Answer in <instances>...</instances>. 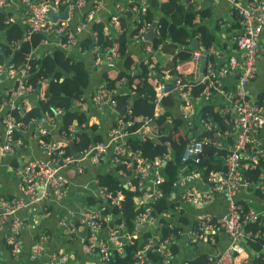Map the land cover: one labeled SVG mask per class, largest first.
Returning <instances> with one entry per match:
<instances>
[{
    "label": "built area",
    "instance_id": "2783aa9c",
    "mask_svg": "<svg viewBox=\"0 0 264 264\" xmlns=\"http://www.w3.org/2000/svg\"><path fill=\"white\" fill-rule=\"evenodd\" d=\"M212 1L217 3L222 0ZM226 1L238 14L239 30L229 38L238 54H233L232 51L224 53L211 45L204 49L199 46L200 41L196 40L200 35L196 34L191 39L196 38L198 47H192L189 57L182 61L190 65L189 72L193 77L185 79L182 77L184 74L171 75L168 70H156L157 53H161V43L156 46L151 43L147 48L150 54L147 77L158 79L152 85L154 91L152 115L139 116L130 110V100L136 93L128 95L127 105L122 110L123 113H119L114 98L118 90L99 82L91 98L92 111L99 115L104 106H108L114 114L113 122L106 128L103 140L89 143L76 154L67 153L64 145H56L47 137L52 125L55 126L56 116L59 117L63 112L61 108H53L54 115L49 117L47 122L50 128L42 123V120L35 122L38 144L47 153V158L33 159L14 168L13 174L18 178L20 194L5 197L0 193V232L12 257L17 258L23 249L22 231L34 228L32 223L21 219L17 212L31 207L35 209L42 199L48 197L62 202L60 205L65 206L66 202H69L67 179L61 174L60 169L70 166L75 173L82 174L85 160L96 165L99 172L113 170L115 177L126 189L146 190L145 199L129 228L121 218L123 213L121 191L111 190L107 185L101 184L96 176L91 180L94 191L88 195V205L68 207L65 214L59 216L58 224L68 236L77 233L78 225L88 232L84 239L85 252L97 254L99 264H109V259L114 254L122 256L125 245L139 235L143 226L161 229L168 222L173 226V220L177 219L178 214L182 215L192 207L212 203L216 198L225 201L224 215L214 221L213 215L201 214L186 232L192 244L204 241L214 243L218 232L228 236V245L216 253H209L207 264H236L237 260L239 264H251L259 253H250L248 242L256 238L263 240L261 252L264 257V230L257 228L252 231L247 228L249 223L264 226V180L253 184L243 177V171L255 170L264 156V96H252L248 88L249 82L257 75L259 62L264 57V43L261 40L264 29V0ZM11 2L12 0H0V11ZM22 3L26 5L29 17L25 38L30 40L34 34H42L46 39L42 38V41L48 43V36L53 35L54 46L64 52L79 49L80 32L86 29L88 24L91 26L96 21L97 11L102 7L101 0H94L75 22L72 19L74 8L85 7L88 0H22ZM127 5V10L132 12L136 24L139 25L135 38L141 40L153 23L142 19L149 0H129ZM66 6H68L66 18L54 21L48 17L51 9L61 12ZM116 6L119 11H123L122 3H117ZM119 16L120 13H116L111 17L112 28L116 31H119ZM10 21L11 17L6 20ZM158 27L156 25V37L160 38ZM89 34L93 43L91 50L96 55L94 65L101 66L104 62L111 64L119 58V54L111 47L106 46V51L101 50L95 30H90ZM110 34L111 32H106L108 38H111ZM162 39L165 43L169 42L166 37ZM14 44L18 46L19 42ZM204 55L207 56L206 67L202 78L197 81L199 65ZM32 58L31 55H27L23 63L0 64V82L2 78H13L14 82L11 87L0 92V169L6 157L14 154L22 146V141L15 134L26 129L28 123L34 122L31 120L25 123L13 113L16 107L14 101H22L35 91L34 86L28 82L31 66L28 61ZM144 62H147V59ZM168 78L173 81V87L169 91L164 90V83L169 81ZM226 78H230L233 83V90L230 92L225 88ZM126 80L125 77L120 78L116 86L126 85ZM193 81L201 83L203 87L197 96L191 91ZM172 94L179 101V115L189 139L182 150L181 165L172 184V191L166 197L173 206L155 214L151 204L161 196L159 185L166 179L163 167L170 155L163 153L152 159H144L139 151L132 149L128 140L146 139L147 132H150L149 123L164 112L166 106L164 99ZM214 96H217L216 99ZM219 98L225 100L224 105L218 101ZM206 103H212L215 109L228 114L232 127L224 136L231 135L229 144L223 140L199 138L198 133L193 131L198 127L203 130L217 129L215 122L200 116V108ZM88 124H95L93 117L88 120ZM67 131L72 134V126ZM171 132L174 135L179 134L177 129ZM209 143L214 146V154L221 159L223 169L210 171L204 179L200 170L190 164L198 160L204 145ZM195 179L199 180L202 187L192 184V180ZM249 187L252 189L251 192L247 191ZM253 190L260 193V199H251L246 212L241 213L242 193L251 194ZM90 198L93 201H90ZM171 223H168V226ZM181 231L179 235L185 234ZM175 239L173 235L166 237H162L160 233L150 235L137 250L135 264H146L148 253L157 254L161 264H168L172 258L170 246ZM44 240L45 236H40L31 244L29 260H33L35 264H55L68 257L65 254L52 253L49 260H44Z\"/></svg>",
    "mask_w": 264,
    "mask_h": 264
},
{
    "label": "trees",
    "instance_id": "16d2710c",
    "mask_svg": "<svg viewBox=\"0 0 264 264\" xmlns=\"http://www.w3.org/2000/svg\"><path fill=\"white\" fill-rule=\"evenodd\" d=\"M94 1V0H93ZM92 0H88L89 6L92 4ZM232 8V7H231ZM160 9L165 14L167 18L161 17L155 21L153 10ZM237 20L238 14L235 8H232ZM0 11V31L5 32L6 42L0 43L5 53L9 56L10 62L15 64L23 63L26 56L31 52L32 47L37 43V40L44 37L42 34H34L30 40L25 39V32L20 24L17 22H7L5 21L9 18L8 13ZM209 11L204 9L202 6H198L195 0L187 2V0H166L161 2L159 0H149V5L146 12L142 15V19L148 22H156L160 29L161 37H166L169 42H163V39L156 37L153 41V45L162 44V53L172 55L171 62L168 66V71L172 75L178 74L176 71V64L186 60L189 57V52L192 49L190 42L196 34H199L198 40L200 41V47L207 49L210 45L216 42V36L211 33L210 28L201 23H195L197 16L202 20L203 17L208 16ZM132 15L131 11L126 13V17ZM121 26H125L124 18H121ZM139 25H137L138 28ZM218 28V25L215 26ZM137 28L133 29V34L137 31ZM27 29V28H26ZM90 30H95L97 32L98 43L101 46L102 51H106V46L111 47L116 51L120 57L124 59L123 68L117 70L113 75L109 74V70L104 69L100 74V81L105 83L109 88H115L117 82L120 78L125 77L127 84L131 93H136V96L130 100V110L136 115H152L153 113V97L154 91L152 85L157 82V78L147 77L148 63L142 60L140 62L139 68L140 72H137L131 68L134 60L131 55L127 54V28L122 31L115 38H108L104 35L102 26L100 24H93ZM14 42H19L18 46ZM92 37L89 35L84 41L80 38L79 47L82 50L91 48ZM222 50V49H221ZM209 59V57H208ZM30 63L28 82L34 86V89L41 87L42 81L48 79L49 82L46 86L43 98L39 100L38 106H34L29 110H23L21 107H14L13 113L25 123H28L32 118L42 120L41 113L46 115H54L53 108L59 107L62 109V114L59 116L60 119V129L59 131H65L67 137L72 138L74 142V147L77 149L73 152L68 145H64V149L67 153H78L89 143L94 141H101L104 139V130L109 126V122L105 125L101 124H88L89 116L95 115L94 112L88 114V111L82 107L77 106V100L82 99L84 93L87 89L91 87L92 77L90 74V69L86 68L84 63L79 60H75L72 56H66L64 51L56 48L49 53H47L41 59H34L28 61ZM157 62V61H156ZM3 63L2 56L0 54V64ZM104 64V63H103ZM102 64V65H103ZM39 65V66H36ZM56 69H61L67 73L62 81H55L50 83L52 75L50 73ZM156 70H162L156 64ZM180 76H182L180 74ZM186 79L185 76H182ZM202 84L193 81L191 82V91L193 95L197 96L202 89ZM228 92L232 91L233 83L230 87L225 86ZM143 94V96H140ZM174 96V94H172ZM263 95V94H262ZM175 97V96H174ZM114 98L116 100V107L119 113H123L121 110L122 106L128 101V94H115ZM170 97L166 96L164 101H169ZM176 102H173L175 105ZM169 107V106H168ZM167 108V106L165 107ZM170 108V107H169ZM41 111V112H40ZM200 116L203 118H209L211 122L217 124V129L213 130H203L202 128H196L193 131L198 133V137H208L212 141L223 140L228 144L231 142V135L223 138L222 132L224 130L231 131L232 123L228 120L229 116L227 113L215 109L214 104L206 103L200 108ZM72 126L73 133L70 134L69 127ZM77 126V127H76ZM101 126V130L97 132V127ZM150 132L146 134L145 140H128L129 145L132 149L139 151L140 156L144 159H152L163 153H168L170 155L169 160L164 164V171L166 174V179L159 185L161 191V196L153 202V212L157 214L161 210L170 209L173 203L170 202L166 197L172 191V184L178 175V169L180 167V160L182 155V150L189 139L188 133L183 126V120L179 116H174L169 110H164V112L151 121L148 125ZM182 128V129H180ZM177 129L179 134L174 135L171 130ZM184 130V131H183ZM198 131V132H197ZM220 131V133H219ZM214 146L205 144L203 151L200 154L196 162H192L191 166L197 167L202 177L205 179L209 172L212 170H221L223 165L221 159L218 155L214 154ZM224 150H222V153ZM129 174V171H127ZM101 184L107 185L111 190H120L123 195V213L121 218L126 223V225L131 227L132 219L135 214L140 210V206L145 199V189L129 190L123 187V183L117 179L114 175L113 170H108L106 172H98L96 176ZM243 177L253 184L264 180V156L261 157L259 165L255 170H244ZM247 191H252L249 187ZM254 191V190H253ZM251 199H260V193L257 191L247 194L245 192L241 195L240 203L242 205L241 213L246 212L247 206L250 204ZM90 201H93L90 198ZM244 211V212H243ZM214 217V221L218 217ZM178 223H186L185 219L178 214L176 217ZM171 223V222H168ZM166 224L159 231L162 237L168 235H173L176 238L179 235V231L183 229L178 223H172L170 226ZM247 228L255 231L257 228L264 230V226H257L254 223H249ZM6 229V228H5ZM4 231V230H3ZM150 231L144 230V232L139 233L136 238H132L131 242L125 245L124 254L122 256L114 254L109 259V264H135V256L137 250L143 244V242L150 236ZM152 235V234H151ZM4 243V241L1 239ZM197 243V242H196ZM195 243V244H196ZM5 244V243H4ZM263 240L260 238L254 239L252 242H248L250 249L258 252V256L254 258L251 264H263L264 257L262 250ZM170 249L172 251V261L173 256L176 253V246L171 245ZM208 253H199L196 256L184 259L183 262L186 264H207ZM160 257L154 253H148V263L156 264L160 261Z\"/></svg>",
    "mask_w": 264,
    "mask_h": 264
},
{
    "label": "crops",
    "instance_id": "0c3cea01",
    "mask_svg": "<svg viewBox=\"0 0 264 264\" xmlns=\"http://www.w3.org/2000/svg\"><path fill=\"white\" fill-rule=\"evenodd\" d=\"M102 1V7L97 11L96 14V21H94L93 24H100L102 26V30L104 32V35L106 36V32H111L110 36L111 38L117 37L122 31L127 28V54L131 55L133 57V64L131 65V68L136 70L137 72H140L141 69L139 68L140 62L142 60H146L149 58L150 54L148 51V47L151 45V42L148 40H144L142 38L141 40L135 38L136 31L133 32V29L137 28L136 21L131 15L130 17H126V13L129 11L128 3L129 0H101ZM161 2H165L166 0H159ZM191 0H187L189 2ZM93 2V0H92ZM196 4L200 7L202 6L204 9H207L209 11L208 16L203 17L202 20H200V17L197 16L195 19V23H201L203 22L206 24L210 30L211 33L216 36V42L213 43L211 46H214L215 48L218 47L219 49H222L224 53H229L230 51L233 52V54H238L236 52V49H234V45L231 43L229 38L236 34L239 30V25L237 23V18L228 4L226 0H222L220 2L214 3L212 0H195ZM117 3H122L123 11H119L118 7L116 6ZM89 7V4H87L85 7H77L74 8L73 17L72 19L76 22L80 19L81 15L87 8ZM6 13L10 14L9 17L12 18V21L10 22H17L22 26L24 30L29 25V17H28V10L26 8V5L22 3V0H12V2L4 9ZM154 19L155 21L158 20L161 17L167 18V14H165L160 9H152ZM120 13L119 16V31H116L112 28L113 24L111 21V17L116 14ZM121 18H124L125 20V26H121ZM5 23H7L5 21ZM218 25V28L215 26ZM90 24L79 34V39L81 38L82 41H84L87 37H89L90 33ZM121 29V30H120ZM43 39L45 38L42 37ZM42 38L37 40V43L32 47L31 52L29 55H31L34 59H41L43 58L49 51L56 49L57 47L53 44V35L48 36V43H44L42 41ZM26 39V38H25ZM196 39V38H195ZM46 40V39H44ZM192 40V39H191ZM199 41L198 39H196ZM261 40L264 43V29L261 33ZM6 42L5 32L0 31V43ZM198 43V42H197ZM92 45H90L91 47ZM200 46V45H199ZM0 48H2L0 46ZM66 56H72L75 58V60L82 61L86 68L90 69V74L92 77V83L91 87L87 89L84 93L83 98L80 100H77V106L82 107L88 111V114L93 112L92 110V95L93 91L96 87V85L100 81V74L104 69L109 70V74L113 75L117 70H121L123 68V61L124 59L119 56L117 60H114L111 64L104 62L101 66H96L93 64L96 55L92 52L91 48L82 50L80 47L75 48L72 51L64 52ZM7 55V54H6ZM8 56V55H7ZM9 57V56H8ZM172 55L164 54V53H157V66L162 68L161 71L168 70V66L171 62ZM10 59V58H9ZM3 64V63H2ZM39 66V65H38ZM190 65L187 62H179L176 64L175 68L177 73L184 74L186 79H191L193 75L189 72ZM200 67V65H199ZM50 75H52L50 83H53L55 81H62L65 76H67V73L65 71H62L61 69H56L55 71L48 72ZM176 75V74H174ZM173 78V77H171ZM171 78H168L170 81ZM49 80L44 79L42 81L41 87L34 89L36 92L35 94H30L27 97H25L22 101L17 100L14 101V105L16 107H21L23 110H29L30 108L34 106H38L39 100L43 98L44 92L46 90V86L48 84ZM13 78H2L0 82V92L3 91L6 88H9L13 85ZM225 86L230 87L232 82L230 78H226L224 80ZM118 90L117 94H128L130 96L131 91L129 88V84L122 85V86H116L115 87ZM249 91L251 95L256 97L264 96V57L259 62L258 72L254 79H252L249 82L248 85ZM263 94V95H262ZM169 101L166 102L167 108H164V110H169L174 116H179L180 107H179V101L177 98H175L173 95L170 96ZM217 96H214L216 99ZM176 102L175 105H173V102ZM214 101V100H213ZM219 102H221L223 105L225 103V100L219 98ZM13 104V102H12ZM165 106V107H166ZM170 108H169V107ZM39 109V106H38ZM41 112V111H40ZM104 114V118L103 115ZM42 115V123L45 125L49 124L48 118L52 115H46L45 113H41ZM93 117V120H95V124L97 126L103 124L105 125L107 122L112 123L114 119V114L108 106H104L102 111H100L99 115H90L89 119ZM95 117V118H94ZM34 122L28 123V127L24 129L22 132H17L15 136L19 138L22 141V146L20 149H17L14 154L7 156L5 159V162L3 165H1L0 169V193L4 195L5 197L10 196L11 194H20V191L18 189V178L14 177L13 170L18 165L27 163L33 159H46L47 153L45 150L41 149L38 144V139L36 137L37 129L35 127V122L39 121L38 119L32 118ZM30 120V121H31ZM229 120V119H228ZM55 126L52 125L49 131V135L47 136L49 139L52 140V142L56 145H68L67 143L63 141H59L58 135H60L63 138H69L63 131H59L60 129V119L56 116L55 119ZM111 125V124H110ZM77 127V126H76ZM107 128V127H106ZM105 128V130H106ZM101 130V126L97 127V132ZM104 130V138L106 136ZM223 138H226L228 135L224 136L226 132H229L228 130L223 131ZM221 140V139H220ZM214 141V140H213ZM71 149V148H70ZM73 153V152H72ZM84 165V172L82 174L75 173L74 169L70 166L66 168H61L60 172L63 174L67 179V192H68V200L69 202H66V205L63 206L60 205L62 202H58L56 200H53L52 197H48L45 199H42L37 205L35 209L29 208V209H22L17 212V215L24 219L26 222L32 223L33 227L32 229H24L22 231V239H23V249L20 252L19 256L17 258H14L11 256L9 247L4 244L2 239V232H0V264H35L33 260H29V252H30V246L33 242H35L40 236H45V247H44V253H43V259L49 260L50 255L52 253H58V254H65L68 257L63 261H58L55 264H99L98 262V256L97 254H94L92 252L91 254H88L85 252V245H84V239L86 234L88 233L83 227L78 225V231L76 234H73L72 236H68L60 227L58 224V218L61 214H65L66 209L68 207H84L88 202V195H91V192H93V188L91 185V180L97 176L98 169L96 165L92 164V162L85 160L83 162ZM192 184L196 185L198 187H202V184L199 182V180H192ZM92 188V189H91ZM225 211V201L221 198H216L212 203H208L202 207H192L184 212L182 214V218L185 219L186 223H178V219L173 220V222L178 223V225H181L183 227L181 232H184L185 234H182L178 236L171 245L176 246V253L175 256H173L172 261H170L168 264H182L183 260L188 259L190 257L196 256L199 253H216L219 250L224 249L228 245V236L223 232H218L215 236V242H198L196 244H192L191 241L188 238V227L191 226L193 221L195 219L204 213L211 214L215 217L221 218L224 215ZM144 230L150 231L151 234H159L160 228L157 227H149V226H143L140 233L144 232ZM150 234V235H151ZM249 247V245H248ZM249 252L254 253L256 251L250 249ZM148 263V260L146 262ZM156 264H161L160 261ZM236 264H239L238 260Z\"/></svg>",
    "mask_w": 264,
    "mask_h": 264
},
{
    "label": "water",
    "instance_id": "95a60500",
    "mask_svg": "<svg viewBox=\"0 0 264 264\" xmlns=\"http://www.w3.org/2000/svg\"><path fill=\"white\" fill-rule=\"evenodd\" d=\"M68 16V6H66L61 12H58L56 10H50L48 13V17L52 20H56L58 18H66ZM144 40H148L149 42L153 43L154 39L156 38V22L152 23L151 28L143 35ZM191 47H198V43L195 39H192L190 42ZM0 54L3 59V64L6 65L10 62L9 57L6 55L5 51L3 48H0ZM207 56L204 55L202 62L200 64L199 68V75L197 81H199L202 78L204 69L206 67V61H207ZM173 87V81H166L164 83V90L169 91ZM36 91H34L32 94H35ZM127 103H125L121 110H123L126 107ZM59 141H63L68 144V146L72 149L73 152H76L77 149L74 147V142L72 138H63L60 135H58Z\"/></svg>",
    "mask_w": 264,
    "mask_h": 264
},
{
    "label": "rangeland",
    "instance_id": "374dc122",
    "mask_svg": "<svg viewBox=\"0 0 264 264\" xmlns=\"http://www.w3.org/2000/svg\"><path fill=\"white\" fill-rule=\"evenodd\" d=\"M103 115V118H104V114H102Z\"/></svg>",
    "mask_w": 264,
    "mask_h": 264
}]
</instances>
